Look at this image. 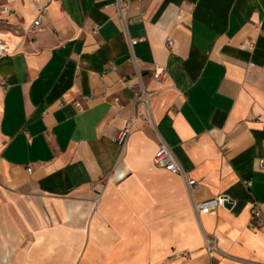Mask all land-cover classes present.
Masks as SVG:
<instances>
[{
  "label": "crops",
  "instance_id": "0c3cea01",
  "mask_svg": "<svg viewBox=\"0 0 264 264\" xmlns=\"http://www.w3.org/2000/svg\"><path fill=\"white\" fill-rule=\"evenodd\" d=\"M0 4V264H264V0Z\"/></svg>",
  "mask_w": 264,
  "mask_h": 264
},
{
  "label": "built area",
  "instance_id": "2783aa9c",
  "mask_svg": "<svg viewBox=\"0 0 264 264\" xmlns=\"http://www.w3.org/2000/svg\"><path fill=\"white\" fill-rule=\"evenodd\" d=\"M36 14L32 18V20L26 24L24 27L16 28L15 32L18 34L32 38L36 32L41 28L43 24V16L46 11V5L38 2H34ZM17 16V12L13 7H9L5 4H0V26H9L12 24V18ZM10 52V48L5 40L0 38V57L7 55ZM162 72V68H158L155 70V76H158ZM145 90V89H144ZM144 90L135 93L137 100L140 101L144 106L149 105L148 97L151 94V92H148L147 96H143ZM133 122V120L131 121ZM131 132V126L127 125L123 127L120 132L117 135V141L118 143H123L128 135ZM154 162L155 164L160 168H165L166 170L176 173H182L181 165L177 159V157L174 156L170 146L165 143L161 142L160 147L155 151L154 153ZM31 166H28L27 170L31 171ZM193 179L187 180V186L192 187L194 184ZM247 187H249L250 180H247L244 182ZM229 201L228 197L221 194L220 196H214L206 198L205 200L196 201L194 202V208L198 212L207 213L210 211H214L217 207L221 205H225V203ZM252 212H253V218L255 220L259 219L262 216L261 209L259 207V204L257 201L252 200ZM206 248L207 252L210 255L213 250L217 249V242L214 237L208 236L206 238ZM210 264H213L210 262Z\"/></svg>",
  "mask_w": 264,
  "mask_h": 264
}]
</instances>
